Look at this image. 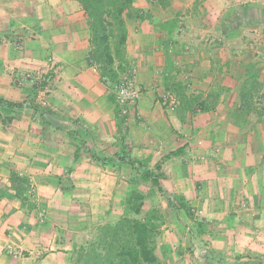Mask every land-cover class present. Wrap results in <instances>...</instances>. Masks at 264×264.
<instances>
[{
	"label": "crops",
	"instance_id": "crops-1",
	"mask_svg": "<svg viewBox=\"0 0 264 264\" xmlns=\"http://www.w3.org/2000/svg\"><path fill=\"white\" fill-rule=\"evenodd\" d=\"M136 6L143 18L127 21L125 64L140 96L123 121L114 112L111 88L88 60V20L77 0H0V99L25 104L23 110L3 108L13 121L0 120V148L28 150L25 157L0 159V191L10 186L15 170L52 201L54 189L62 187L87 195L89 182L100 198L124 195L116 183L119 173L91 169L95 160L80 154L72 163L67 144L50 137L54 128L34 125V107L28 105L34 71L57 64L56 82L47 90L49 99L60 102L53 107L91 126L98 141L109 142L113 158L126 148L151 169L162 162L167 194L184 196L205 214L211 251L202 250L195 264L264 263V104L258 103L264 100V0H173L165 9L137 0ZM172 20L178 28L169 41L164 26ZM178 84L192 103L171 110L165 96L180 102ZM247 86L255 108L241 107ZM114 160L110 165L117 168ZM68 164H74L65 175L70 188L59 183ZM12 193H5L0 211L22 213ZM59 254L35 253L34 264L66 255Z\"/></svg>",
	"mask_w": 264,
	"mask_h": 264
},
{
	"label": "rangeland",
	"instance_id": "rangeland-1",
	"mask_svg": "<svg viewBox=\"0 0 264 264\" xmlns=\"http://www.w3.org/2000/svg\"><path fill=\"white\" fill-rule=\"evenodd\" d=\"M56 67L57 64L49 67L46 72L34 71V89L28 102V105L34 107L32 109L34 125L40 121V123L42 122L46 126L54 128L50 137L58 143L67 144L66 153L72 163H76L73 156H75L79 147L80 157H90L95 160L91 161L89 165L91 169L100 168L102 170V168L109 167L110 170L119 173L116 183L119 185L121 192H125L134 184L145 196L143 213L155 208L160 210L164 216L162 233L159 238V253L164 264H186L187 262L188 264H195L194 259L197 255H201L202 250L211 251L205 240L207 237L206 227L199 225V222L204 223L205 214L193 210L188 201L194 218L188 217L184 212L180 214L178 212L171 213L167 207L165 197L152 182L138 178L135 171L126 164L119 165L117 168L115 165L111 166L110 158H113V156H111V147L107 146L109 142L105 140L104 143H101L97 140L99 137L93 134L94 130L90 128L91 126H85L84 122L79 119L69 117L66 114L67 112H64L60 106L53 107L55 102L49 99L51 92L47 90L52 88L56 82ZM48 73L53 75L48 76ZM261 101H258V103L264 104L263 98ZM55 104L58 105L60 102L56 101ZM5 106L0 105V110L3 111L2 116H8L6 117L7 120L11 118L9 122H6L10 124L13 121V116L9 117L7 115L11 112L3 109H9ZM113 106L116 113L115 102H113ZM43 115L46 117L44 118ZM128 115L121 112L117 117H122L121 119L124 121V117L126 118ZM48 119L58 120V125L55 120H53V124H50ZM79 127L85 133L74 134L73 136L68 133L69 130H77ZM15 136L20 138L18 135ZM25 136L23 135L21 139ZM84 141L86 142L85 146L81 144ZM10 148L11 151L0 148V159L3 161L10 159V155H13L12 158L16 156L25 157L26 152H28L24 149L22 153L21 149H15L16 147L13 146ZM128 155L131 156L129 152ZM73 167L74 164L64 166L59 182L64 186H68V188H70L72 181H70L71 177L65 175H70ZM86 186L88 193L81 197L74 196L70 191H67L68 189L63 187L54 189L56 194L52 195L53 203L51 196L45 197L39 195L38 192H34V187L31 184L28 192V205L21 206L24 210L22 213H18L16 210L10 211V208L3 212L0 211V257L3 258L1 264H34L35 253L44 256L50 252L54 254L61 253L59 256L66 254V257H52L47 260L46 264H75V250L87 241L93 240L101 225L119 219L124 211L123 193L120 196L116 195V198L114 196L100 198L96 194L98 190L94 187L93 182L87 183ZM57 195L62 197L64 201ZM101 205L103 209L97 208ZM34 224L38 225L39 228L34 229ZM36 232L43 234L40 236ZM54 238H56V241L53 243L47 242V244H44L46 239L53 240ZM184 255L187 258L186 261L182 258ZM43 259V257L42 259L38 258L37 264H42Z\"/></svg>",
	"mask_w": 264,
	"mask_h": 264
},
{
	"label": "trees",
	"instance_id": "trees-1",
	"mask_svg": "<svg viewBox=\"0 0 264 264\" xmlns=\"http://www.w3.org/2000/svg\"><path fill=\"white\" fill-rule=\"evenodd\" d=\"M88 20L90 51L88 60L98 70L100 77L111 88L110 99L115 102L116 115H120L121 108L117 103L115 89L122 76L127 73L126 41L128 33L127 21L132 18H143L142 11L136 6L137 0H77ZM160 5L163 9L172 5L173 0H147ZM168 32V40L173 41V31L178 28L177 20H172L164 26ZM52 76V73H48ZM254 82V81H253ZM252 82V84H253ZM252 88L253 85H251ZM176 88L179 93L182 106H190L192 101L184 99L181 90L183 86L178 84ZM0 105H6L9 109L23 110L24 103H14L0 99ZM205 102L200 103L204 106ZM241 107L245 109L255 108L251 90L244 87L241 95ZM8 116H2L0 120L5 124L9 122ZM10 117V116H9ZM45 118L46 116L43 115ZM47 119V118H46ZM53 120L48 119L50 124ZM58 125V120H55ZM85 133L80 127L77 130H69L68 133ZM83 141V140H81ZM86 142L81 144L85 146ZM78 147L75 159L79 158ZM174 151L172 153H176ZM119 165L126 164L132 168L138 178L150 181L158 187L167 201V207L171 213L184 212L188 217L194 218V214L186 198L179 194H167L161 184L164 173L161 172L162 162H158L153 169L149 167L147 160H140L128 155L126 148L116 152ZM114 158H110L114 163ZM30 178L18 171L10 173V186L0 191V199L4 198L8 190L12 191L13 197L20 201L22 207L28 205ZM145 196L132 184L124 192V211L122 216L98 228L96 237L80 245L76 250L75 264H164L159 253V238L162 233L164 216L158 209H151L143 213ZM172 216V215H171ZM203 227V223L199 222ZM250 264H264L261 262Z\"/></svg>",
	"mask_w": 264,
	"mask_h": 264
},
{
	"label": "built area",
	"instance_id": "built-area-1",
	"mask_svg": "<svg viewBox=\"0 0 264 264\" xmlns=\"http://www.w3.org/2000/svg\"><path fill=\"white\" fill-rule=\"evenodd\" d=\"M117 103L121 107V112L130 114L137 104L140 96V89L135 82L132 74L126 73L122 76L115 89ZM166 101L169 109L174 110L179 106V100L172 95H167Z\"/></svg>",
	"mask_w": 264,
	"mask_h": 264
}]
</instances>
